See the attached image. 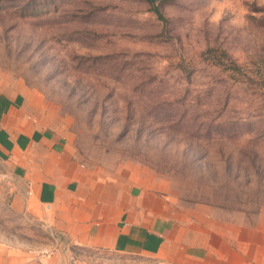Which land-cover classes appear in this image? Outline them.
I'll return each instance as SVG.
<instances>
[{
	"label": "rangeland",
	"instance_id": "374dc122",
	"mask_svg": "<svg viewBox=\"0 0 264 264\" xmlns=\"http://www.w3.org/2000/svg\"><path fill=\"white\" fill-rule=\"evenodd\" d=\"M0 83L40 100L92 170L138 172L264 241V0H0Z\"/></svg>",
	"mask_w": 264,
	"mask_h": 264
},
{
	"label": "crops",
	"instance_id": "0c3cea01",
	"mask_svg": "<svg viewBox=\"0 0 264 264\" xmlns=\"http://www.w3.org/2000/svg\"><path fill=\"white\" fill-rule=\"evenodd\" d=\"M0 164L13 227L20 219L24 229L0 231V264H112L113 255L148 264H264V241L243 237L225 214L179 211L138 172L92 170L44 122L40 100L7 83H0Z\"/></svg>",
	"mask_w": 264,
	"mask_h": 264
},
{
	"label": "trees",
	"instance_id": "16d2710c",
	"mask_svg": "<svg viewBox=\"0 0 264 264\" xmlns=\"http://www.w3.org/2000/svg\"><path fill=\"white\" fill-rule=\"evenodd\" d=\"M149 1L153 2V0H149ZM154 10L159 15V17H162V14H161L159 8L155 7Z\"/></svg>",
	"mask_w": 264,
	"mask_h": 264
},
{
	"label": "built area",
	"instance_id": "2783aa9c",
	"mask_svg": "<svg viewBox=\"0 0 264 264\" xmlns=\"http://www.w3.org/2000/svg\"><path fill=\"white\" fill-rule=\"evenodd\" d=\"M49 253H50V252H48V251H47V252H45V254H49Z\"/></svg>",
	"mask_w": 264,
	"mask_h": 264
}]
</instances>
